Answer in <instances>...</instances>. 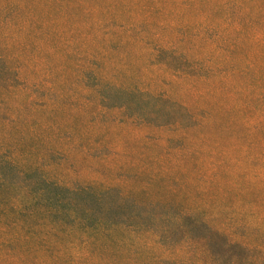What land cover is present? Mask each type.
Wrapping results in <instances>:
<instances>
[{
  "label": "trees",
  "instance_id": "trees-1",
  "mask_svg": "<svg viewBox=\"0 0 264 264\" xmlns=\"http://www.w3.org/2000/svg\"><path fill=\"white\" fill-rule=\"evenodd\" d=\"M151 1L155 7H142L147 17L163 10V3L169 0ZM171 2L211 7L217 14L224 12L223 20H198L191 38L184 31L187 25L169 26L173 33L170 39L157 32L147 33L145 19L138 20L118 26L119 34L132 35L124 42L114 41V46L138 48L148 66L171 85L205 86L212 94L219 91V96L223 67L215 64L213 54L184 52L183 44L189 49L195 48L194 44L199 48L201 43L209 44L226 62L246 46L249 60L239 62L232 77L246 80L248 75L246 88L257 118L245 120V127L259 131L264 126V0ZM43 38L47 42L50 36L37 21L0 23V103L26 86L40 88L22 79L23 66L17 55L27 54L22 56L27 59L30 49ZM12 55L13 63H17L13 68L7 65ZM107 58L106 54L89 56L91 66L83 72L85 78L95 81L93 93L99 101L107 104L129 98L136 101L139 113H144L147 104H154L149 110L155 117L160 115L162 123L157 127L167 132L162 140L178 145L165 154L164 160H156L155 168L146 166L134 173L145 176V182L135 186L78 174V179L68 182L62 179L72 167L68 153L57 154L61 157L58 165L54 161L46 164V154L55 158L52 149L35 156L31 149L26 154L1 145L0 264H264V202L254 210L230 202L233 195L241 198L244 194L239 184L229 182L241 163L232 152H219L198 142L210 117L194 114L185 104L172 101L169 92L148 86L127 90L114 84L102 75L101 66ZM31 70L36 72L35 64ZM216 84H222L220 89ZM244 109L238 107L241 113ZM176 110L187 116L185 122L173 116ZM173 118L178 120L174 122ZM263 138L246 148L264 146ZM98 157L97 162L105 161L107 155ZM169 177H173V183L156 185ZM182 178L187 179L186 186L197 187V194L203 196L190 210L180 208L177 201ZM250 184L264 193V176ZM38 202H43L44 208H39ZM225 203L228 206L223 212ZM35 218L39 220L30 228L29 222Z\"/></svg>",
  "mask_w": 264,
  "mask_h": 264
},
{
  "label": "rangeland",
  "instance_id": "rangeland-1",
  "mask_svg": "<svg viewBox=\"0 0 264 264\" xmlns=\"http://www.w3.org/2000/svg\"><path fill=\"white\" fill-rule=\"evenodd\" d=\"M163 5V10L155 15L144 11L150 14L147 17L142 7H155L151 0H0V23L37 21L50 36L47 42L43 38L37 45L40 47L30 49L27 59L22 57L27 54L17 55L23 66L22 79L27 80V85L37 84L40 88L27 89L26 86L0 103V148L2 145L26 154L31 149L35 156L52 149L56 152L55 158H48L46 154L44 160L46 164L54 161L56 165L61 162L57 154L68 153L72 167L62 176L68 182L75 180L77 174L86 179L128 182L131 186L145 182V176L134 173L146 166L155 168L156 160H164L165 154L178 144L162 140L167 132L157 127L162 123L160 115L155 117L149 110L154 104H147L144 113H139L136 101L129 98L107 104L99 101L93 93L95 81L85 78L83 72L91 66L89 56L106 54L109 58L101 66L102 75L114 84L127 90L148 86L169 92L172 101L185 104L194 114L210 117L205 134L198 142L219 152H232L240 160L241 169L234 170L229 182L239 184L244 194L241 198L233 195L230 202L236 207L254 210L255 205L264 202V193L250 184L264 176V146L250 150L246 146L264 137V126L259 131L245 127V120L257 118L246 88L248 75H245L246 80L232 77L233 71L240 67L239 62L249 60L247 47L236 50L226 62L209 44L201 43L200 48L199 44H194L196 49L183 44L184 52L201 56L213 54L215 64L223 67L225 74L220 75L223 89L219 96V91L212 94L205 86L171 85L148 66L138 48L113 44L116 40L124 42L125 37L132 35L119 34V25L138 20L145 19L147 33L157 32L168 39L173 38L169 26L187 25L184 31L187 38H191L198 20H223L224 12L217 14L211 7H185L171 0ZM12 58L13 55L7 65L13 68L17 63H13ZM34 64L37 70L32 73ZM222 84L216 85L220 89ZM127 99L128 102L124 101ZM239 106L246 111L239 112ZM184 115L176 110L173 116L185 122L187 116ZM176 120L173 118L174 122ZM100 154L107 155L105 161L97 162ZM173 180L169 177L156 185L173 183ZM186 180L179 181L177 201L180 208L190 210L203 196L197 194V187L186 186ZM37 204L39 208L45 206L43 202ZM227 206L225 203L223 212ZM37 220L29 222L30 228ZM72 242L78 244L77 240Z\"/></svg>",
  "mask_w": 264,
  "mask_h": 264
}]
</instances>
